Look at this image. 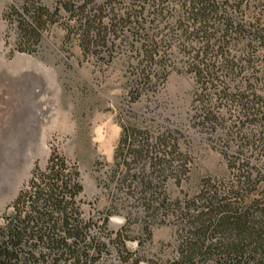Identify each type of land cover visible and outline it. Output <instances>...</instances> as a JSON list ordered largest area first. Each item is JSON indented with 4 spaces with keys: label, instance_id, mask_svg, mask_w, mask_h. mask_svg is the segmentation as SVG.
<instances>
[{
    "label": "trees",
    "instance_id": "1",
    "mask_svg": "<svg viewBox=\"0 0 264 264\" xmlns=\"http://www.w3.org/2000/svg\"><path fill=\"white\" fill-rule=\"evenodd\" d=\"M245 8V0L8 2L12 51L34 54L59 27L83 59L105 69L120 63L128 103L154 97L174 70L189 75L191 127L219 146L224 164L172 198L167 181L179 185L188 171L182 130L120 112L104 216H83L78 167L51 145L0 215V264H106L110 246L120 264H139L124 228H107L119 209L142 217L147 238L152 223L174 228L164 264H264V102L253 50L264 34L246 23Z\"/></svg>",
    "mask_w": 264,
    "mask_h": 264
},
{
    "label": "rangeland",
    "instance_id": "2",
    "mask_svg": "<svg viewBox=\"0 0 264 264\" xmlns=\"http://www.w3.org/2000/svg\"><path fill=\"white\" fill-rule=\"evenodd\" d=\"M9 1L0 0V215L34 164L44 167L52 145L78 167L83 216L102 218L109 205V191L103 184L109 180L120 133V112H137L158 124L182 130L181 150L188 171L179 185L174 179L167 181L170 197L191 192L199 177L223 170L219 146L191 127L194 83L189 75L174 70L154 97L128 103L124 97L126 73L120 63L105 69L83 59L76 42H63L59 27L43 37L34 54L12 51L15 34L3 19ZM245 2L246 23L260 24L264 34V0ZM250 37L247 35V39ZM253 50L255 84L264 102V43L254 44ZM247 72L251 78L250 70ZM141 218L119 209L108 218L107 228L113 232L124 228L121 232L129 238L125 248L143 258L139 264H164L174 228L168 223H152L147 238ZM125 219L128 224L123 227ZM109 248L106 264H120L115 248Z\"/></svg>",
    "mask_w": 264,
    "mask_h": 264
},
{
    "label": "bare ground",
    "instance_id": "3",
    "mask_svg": "<svg viewBox=\"0 0 264 264\" xmlns=\"http://www.w3.org/2000/svg\"><path fill=\"white\" fill-rule=\"evenodd\" d=\"M99 133V132H98ZM99 136V135H98Z\"/></svg>",
    "mask_w": 264,
    "mask_h": 264
}]
</instances>
